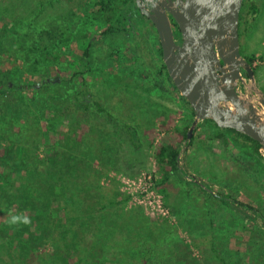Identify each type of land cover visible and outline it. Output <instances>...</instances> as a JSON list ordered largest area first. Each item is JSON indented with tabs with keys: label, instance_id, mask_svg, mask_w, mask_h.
Masks as SVG:
<instances>
[{
	"label": "rangeland",
	"instance_id": "rangeland-1",
	"mask_svg": "<svg viewBox=\"0 0 264 264\" xmlns=\"http://www.w3.org/2000/svg\"><path fill=\"white\" fill-rule=\"evenodd\" d=\"M92 1L94 0H32L33 3L43 4L44 12L41 13L40 19L44 20V24L48 27L50 22H55L57 28L64 31L65 37L59 48L61 54L56 57L50 55L39 68L41 74H37L34 79L36 91L31 88L25 92V99L27 97L32 101V106L29 105L27 108L41 114L39 128L42 132L52 130L49 139L61 143L67 130L66 122L69 123V118L64 115L66 104L76 92L84 94L85 99L90 102L84 111V119H79L80 116L70 118L71 124L77 126V130L83 135V145H80L75 153L84 156L91 152V148L96 152L103 149L102 165L92 162L94 169L108 174L107 178L104 176L101 178L100 184L106 186L109 179L116 181L121 175L135 178L143 172L154 175L158 180L153 148L148 146L147 137L140 138L142 148L135 151L123 132L121 121H127L132 127H136L137 124H147L154 112H163L166 116L174 117L173 128L181 130L192 119L190 107L180 99L178 92L169 87L166 79L164 81L166 91L155 88L149 78L139 79L138 63H143L142 68L150 62L159 65L156 56V35L151 26H138L139 21L133 23L135 30L131 33H135V37L132 35L134 38L132 43L122 35L94 41L91 49V66L86 67L81 59L85 39L80 36L86 32L90 33L91 37L96 36L107 25L105 20L110 15L107 13L105 17L96 19L94 14L97 13L98 7L90 6ZM0 2L2 3V0ZM253 2L260 7L264 4V0ZM120 3L117 2V5ZM249 5L250 1L243 2L239 14L240 53L244 58L254 56L256 85L264 92V19H257L251 30L250 26L248 27L247 16ZM31 6L33 5L23 9L24 14H28ZM0 22H4L3 19H0ZM137 41L139 45L136 47L134 44L137 45ZM4 73L10 84L15 81L26 83L25 72L20 67L18 72L10 68ZM149 74L153 75V72ZM44 75L58 77L59 80L55 83L53 79L51 86L43 87ZM105 90L107 95L104 98ZM93 101H99L103 108L114 116V120L109 121L104 114L97 113ZM22 106L20 103V107ZM56 117L57 120L52 122ZM61 121L63 125H60ZM156 127L155 143L164 135L159 131V125ZM214 129L213 123L206 122L194 131L193 143L187 147L181 166L188 175L195 176L214 194L224 195L233 200L234 208L210 196L197 195L195 184L187 185L181 178L180 184L171 183L168 188L169 204L165 206L169 211L168 217L152 219L155 222L158 219L166 222L165 227L159 230L166 238V243L167 238L173 240L171 246L166 244L168 256L186 251L189 257L200 264H223L207 250L211 246L216 248L217 254L224 258L226 264H264V159L255 154L252 143L239 134L233 132L227 134L231 141L227 146L220 141L212 140ZM141 133L142 129L139 130V134ZM34 136L35 134L33 138ZM90 138L91 144L87 141ZM6 146V143H1L0 150H4L2 148ZM6 150L10 152L9 148ZM41 151L42 145L39 146V153ZM242 164H246L247 169H244ZM108 168L112 170H107ZM1 169L2 172L3 168ZM8 170V173H12L11 167ZM16 184L17 182L14 185ZM124 211L129 217L140 216L152 224L144 210L134 203H128ZM12 213L20 217L17 209H13ZM3 219L4 216L0 215L2 230L5 228L2 234L0 231V247L25 248L30 260H34V264H39L40 258L47 256L49 247L39 244L41 241L35 238L31 239L30 234L33 232L34 235L37 227L30 228L29 223H23L22 218L13 224L3 222ZM16 230L21 231L18 239L12 236H17ZM78 233L82 239L79 245L92 244L93 237L88 231ZM116 238L120 240L121 236L117 235ZM194 243L198 246L194 247ZM141 246L139 240L134 243V248H142ZM5 249L0 250L1 258L13 264L10 256H6ZM136 251L140 253L139 250ZM247 252H250V260ZM157 258L153 264H166L161 255ZM99 262L116 264L112 255Z\"/></svg>",
	"mask_w": 264,
	"mask_h": 264
},
{
	"label": "trees",
	"instance_id": "trees-1",
	"mask_svg": "<svg viewBox=\"0 0 264 264\" xmlns=\"http://www.w3.org/2000/svg\"><path fill=\"white\" fill-rule=\"evenodd\" d=\"M245 1H250L247 16L249 17L248 27L250 26L252 30V25L257 22V19H264V4L260 7L254 4L253 0H243ZM117 2H121L119 6ZM133 4V0H94L90 3V6L98 7L97 13L94 14L96 19L105 17L107 13L110 15L105 20L107 25L96 36L91 37L88 32L80 36L85 39L81 59L87 68L91 66V49L94 41L113 35H122L125 39H130L132 43L134 40L132 37H135V33H131L135 30L133 23L140 20L135 16ZM28 5L33 6L29 7L28 14H24L23 9ZM43 12V4L33 3L32 0H2V3L0 2V19L4 21L0 22L2 23L0 24V144L6 143V148L10 149V152L6 148L0 150V215L4 216L2 221L13 224L11 219L15 215L12 212L13 209H17L20 218H27L30 228L37 227L34 235L31 232V239L35 238L41 241L39 244L49 247L47 256L41 257L39 264H100L99 261L106 260L108 255L114 257L116 264H153L159 255L166 264H200L189 257L186 251L168 256L166 244L171 246L173 240L167 238L166 243V238L159 230L165 227L166 222L162 219L155 222L148 218L152 223L149 224L140 216L129 217L124 211L129 199L119 191L116 181L109 179L106 186L100 184L101 178L103 176L107 178L108 174L98 172L92 167V162L102 163L103 149L96 152L91 148V152L84 156L75 153V150L83 145V135L77 130V126L74 127L71 124L70 118L80 116L79 119H84V111L90 103L85 99L84 94L76 92L66 104L64 115L69 118V123L66 122L67 130L63 132L61 143L49 139V133H53L52 130L46 131L47 134L39 128L41 114L27 108L29 105L32 106V101L27 97L25 99V92L31 88L36 91L34 79L37 74H41L39 68L50 55L56 57L61 54L59 48L65 37L64 31L59 30L55 22H50L48 27L44 24V20L40 19ZM138 26H142L141 23ZM138 45L137 41V45L134 44V46ZM156 45L159 65L150 62L142 68L143 63H138L140 67L138 77L139 79L149 78L153 86L161 91H166L164 82L166 79L169 87L177 92L162 64L158 39ZM245 59L253 68L255 76L254 56L251 55ZM19 67L25 72L26 83L15 81L10 84L4 72L9 71L10 68L18 72ZM152 72L153 75H150L149 73ZM53 79L57 80H54L55 83L59 80L58 77L44 75L43 87L51 86ZM106 95L105 90L104 98ZM180 99L188 105L183 97L180 96ZM20 103L23 104L22 107ZM93 105L97 113L104 114L109 121L114 120V116L105 110L99 101H93ZM191 113L193 119L192 110ZM56 115L59 116L58 113ZM57 118H54L52 122ZM192 119L181 130L174 129V117L166 116L163 112H154L145 125L137 124L136 127H132L127 121H121V123L123 132L135 151L142 148L141 137H147L148 146L153 148V159L158 175L155 186L163 198L164 206L169 204L170 184H180L179 179L182 178L187 185L195 184L197 195L210 196L234 208L233 200L229 197L214 194L208 186L198 180L204 186L201 187L194 182L195 176L188 175L182 166L181 170L177 167L176 159ZM206 122L213 123L210 120ZM206 122L200 123L197 128ZM62 123L63 121L60 125H63ZM157 125L164 135L155 143L154 130ZM213 125L215 129L212 140L220 141L227 146L231 142L227 134L231 132L239 134L248 139L253 145L254 153L263 158L257 142L234 130L219 129L214 123ZM141 129L142 133L139 134ZM87 141L92 143L91 138ZM192 143L193 137L186 149ZM40 145H42L41 153H39ZM99 146L101 147L100 142ZM242 165L244 169H247L246 164ZM9 166L12 168V173H8ZM15 182H17L16 186ZM0 227L2 234L5 228L2 230L3 226ZM16 231L17 236H12L18 239L21 231ZM78 231H88L93 237L92 244L79 245L82 239ZM117 235L121 236L120 240L116 238ZM138 240L143 249L134 248V243ZM197 246L198 244L194 243V247ZM4 249L0 247V250L4 251ZM24 250L25 248L11 246L6 248L5 252L6 256H10L9 259H12L13 264H34V260H30V256ZM207 250H210L219 262L226 264L224 258L217 254L216 248L210 246ZM1 254L0 251V264H10L5 258H1ZM247 254L250 260V252Z\"/></svg>",
	"mask_w": 264,
	"mask_h": 264
},
{
	"label": "water",
	"instance_id": "water-1",
	"mask_svg": "<svg viewBox=\"0 0 264 264\" xmlns=\"http://www.w3.org/2000/svg\"><path fill=\"white\" fill-rule=\"evenodd\" d=\"M242 4L243 0H186L179 12H172L182 39L180 46L164 13L148 15L166 73L193 112L176 159L180 170L187 144L206 120L257 142L264 158V92L257 87L253 68L240 53ZM242 71L249 82L247 93L236 90L237 83L244 82Z\"/></svg>",
	"mask_w": 264,
	"mask_h": 264
},
{
	"label": "built area",
	"instance_id": "built-area-1",
	"mask_svg": "<svg viewBox=\"0 0 264 264\" xmlns=\"http://www.w3.org/2000/svg\"><path fill=\"white\" fill-rule=\"evenodd\" d=\"M109 176L112 177L111 174ZM116 181H118L119 191L128 197V203H134L141 207L149 218L168 217L169 211L164 206L163 198L156 189L154 175L148 172H143L135 178L121 175L117 177Z\"/></svg>",
	"mask_w": 264,
	"mask_h": 264
},
{
	"label": "flooded vegetation",
	"instance_id": "flooded-vegetation-1",
	"mask_svg": "<svg viewBox=\"0 0 264 264\" xmlns=\"http://www.w3.org/2000/svg\"><path fill=\"white\" fill-rule=\"evenodd\" d=\"M186 0H140L138 3H136V0H133V6L132 9L135 12L136 18H140L141 25L144 26H151L152 30L154 31L156 38L157 34L155 31L154 25L151 23L149 16H155L156 12L158 13H164L168 21L171 25L173 36L175 39V42L178 46L181 45L182 39L180 36V32L178 29V25L173 17L172 12H179L181 9V4H183ZM150 28V27H149ZM242 75L244 77V82H238L236 90L239 92L247 93V86L249 84L248 78L246 77L245 73L242 71ZM246 91V92H245ZM189 180H191L189 178Z\"/></svg>",
	"mask_w": 264,
	"mask_h": 264
},
{
	"label": "clouds",
	"instance_id": "clouds-1",
	"mask_svg": "<svg viewBox=\"0 0 264 264\" xmlns=\"http://www.w3.org/2000/svg\"><path fill=\"white\" fill-rule=\"evenodd\" d=\"M19 219H21L20 217H12V219H11V222L12 223H16ZM23 223H28V220H27V218H23Z\"/></svg>",
	"mask_w": 264,
	"mask_h": 264
}]
</instances>
